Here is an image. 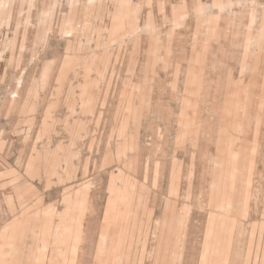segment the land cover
<instances>
[{
  "label": "rangeland",
  "instance_id": "374dc122",
  "mask_svg": "<svg viewBox=\"0 0 264 264\" xmlns=\"http://www.w3.org/2000/svg\"><path fill=\"white\" fill-rule=\"evenodd\" d=\"M0 264H264V0H0Z\"/></svg>",
  "mask_w": 264,
  "mask_h": 264
}]
</instances>
